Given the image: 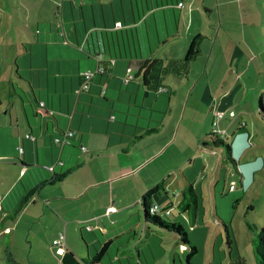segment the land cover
I'll list each match as a JSON object with an SVG mask.
<instances>
[{"label":"crops","instance_id":"0c3cea01","mask_svg":"<svg viewBox=\"0 0 264 264\" xmlns=\"http://www.w3.org/2000/svg\"><path fill=\"white\" fill-rule=\"evenodd\" d=\"M9 1L0 3V264H63L77 234L88 255L107 244L98 264L138 251L130 241L151 231L141 196L170 175L168 145L188 110L202 131L223 113L217 136L232 161L219 153L211 174L235 186L221 202L264 205V0H81L79 13L76 1L56 0L55 26L49 0H18L20 11ZM198 35L185 74L163 82L168 94L146 91L131 60L182 59ZM85 70L94 74L81 90ZM66 130L73 135L56 146ZM62 231L65 248L52 244Z\"/></svg>","mask_w":264,"mask_h":264},{"label":"rangeland","instance_id":"374dc122","mask_svg":"<svg viewBox=\"0 0 264 264\" xmlns=\"http://www.w3.org/2000/svg\"><path fill=\"white\" fill-rule=\"evenodd\" d=\"M17 10L20 11L18 0H14ZM77 3L74 6L75 12L79 13V5L81 0H73ZM7 2V3H6ZM3 6L11 7L9 0H0ZM51 9L57 13L60 1L49 0ZM40 4V2H39ZM54 16L59 19V15L51 14L52 20ZM54 19V20H58ZM54 26H55V21ZM55 28V27H54ZM197 65L193 64V71ZM198 111H187L186 117L180 125L177 139L171 137L168 151L170 153V167L171 173L163 181L160 186L167 193L171 199L172 206L169 207L173 215L180 217L184 228L188 231L189 239L196 245L198 252L191 260V264H210L212 257H216L215 264H218L222 254H227L228 247L224 244L226 234L220 222L216 217L224 220L234 230L233 234L238 241L239 254L245 259V264H255L252 257L251 243L254 239L259 237L261 228L264 227V205H256L250 199L240 196L237 200L232 199L228 203H222L221 197L231 192L234 188L233 183H229L226 189L220 187L215 176L211 174L212 164L215 163L220 153L224 163L229 162L225 147L220 142L227 143V137L222 139L208 137L212 133V126L210 121L206 125L205 130L202 131V126L198 120ZM167 130L174 136V123L169 126L166 123ZM174 128V129H173ZM206 136V137H205ZM231 169L233 166L231 164ZM223 171V170H222ZM183 174L187 181L193 186L198 194V211L200 212L199 221L194 218L195 206L194 200L188 192L187 182L182 178ZM162 180V179H161ZM155 186V185H154ZM228 188V189H227ZM162 201L159 208V214L162 215L165 202ZM183 202V206H178ZM186 210L183 211V208ZM223 216L221 217V214ZM215 215H217L215 217ZM143 224V220H141ZM151 231L138 232L140 238L131 240L135 244L138 251L134 249V245L123 247L120 250V259L114 264H187L185 257L187 251L175 233L169 232L149 224ZM217 232L222 236L223 243L219 246L214 245ZM78 249L73 252L72 257L66 252V260L63 264H84L82 260H87L88 256L92 264H98V259L94 254L88 255L86 250L80 245L78 234L76 237ZM148 240L154 241V246H147ZM145 248H144V247ZM208 248L207 251L205 248ZM100 250V247H97ZM64 249L61 251L63 253ZM213 253V256L212 254ZM228 257V256H227ZM227 259V258H226ZM49 262V258L45 259ZM219 264H226V260L221 259Z\"/></svg>","mask_w":264,"mask_h":264},{"label":"trees","instance_id":"16d2710c","mask_svg":"<svg viewBox=\"0 0 264 264\" xmlns=\"http://www.w3.org/2000/svg\"><path fill=\"white\" fill-rule=\"evenodd\" d=\"M121 28L124 27L123 23H121ZM200 36L194 37L188 46L185 56L182 59H166L165 62L160 59H156L154 56L147 57H137L132 59L133 63L137 66V73L141 76V84L148 92H154L157 94V90L159 87L163 86V82L168 77H172L175 80H178L180 76L184 75L188 63L194 59L197 53V43ZM160 40V39H159ZM161 39L159 42H162ZM100 53H95V57H97ZM110 62V60H108ZM100 62H102L100 60ZM168 94V93H165ZM164 95V94H163ZM212 138L211 134L207 135ZM217 139V138H216ZM225 147L226 153L228 155L229 160L232 161L230 157V146L228 143L220 142ZM63 176H58L54 180H60ZM53 180H47L44 184H50ZM188 192L191 196H194L193 186L188 182L187 184ZM26 198V197H25ZM167 200L164 206V212L160 215L158 212H151L152 206L157 204L160 208L163 200ZM24 204V202L20 203V207ZM182 202L178 204V206H182ZM141 206L144 215L145 221L151 223L154 226H157L160 229L173 232L176 234L178 239L180 240L182 247H185L187 251V255L185 257L186 263L191 264V260L198 252L196 245L189 239L188 231L184 228L182 221L178 216L173 215L172 211H170L169 207L172 206L171 199L167 195V193L163 190V188L156 184L155 186L146 190L141 196ZM19 208L16 212L19 211ZM186 210V207L183 208V211ZM14 215V214H13ZM12 215V216H13ZM221 224L224 228V232L226 234L224 244L228 247L227 254H222V257L219 259L226 260V264H245V259L239 254L238 251V242L236 236H234V230L229 226L227 222L221 221ZM107 244H104L101 250L96 253V257H99L104 252V249ZM252 246V257L254 259L255 264H264V227L261 228V233L259 237L254 239L251 243ZM8 261L13 262L11 258V254L7 253ZM228 256V257H227ZM227 258V259H226ZM84 261V260H83ZM218 261V264H219ZM212 261L210 264H212ZM86 263V261H84ZM92 264V263H90Z\"/></svg>","mask_w":264,"mask_h":264},{"label":"built area","instance_id":"2783aa9c","mask_svg":"<svg viewBox=\"0 0 264 264\" xmlns=\"http://www.w3.org/2000/svg\"><path fill=\"white\" fill-rule=\"evenodd\" d=\"M115 26L116 27H120L121 24L120 22H116L115 23ZM97 72H102V68L98 67ZM126 72H127V75L123 78V81L127 82V81H130L132 78H133V75L131 74L130 72V68H127L126 69ZM82 77H83V82L81 84V90H87L88 88V85H89V81L91 79V77L93 76L94 72L91 71V70H85L83 71L82 73ZM169 90L166 86H161L158 88L157 90V94H165V93H168ZM223 117V113L221 111H215L213 112V116H212V121H211V126H212V137L214 138H218V134L220 133V131L217 129V125H218V122L221 120V118ZM73 135V131L72 130H66L62 133H60L59 136H56L53 138V142L56 146L58 147H62L65 143H67L68 139ZM26 138H33L32 135H25ZM21 150V148H19ZM82 151L85 150L84 147H81L80 148ZM234 184V183H233ZM114 208L113 207H107L106 208V212H110V211H113ZM151 212L153 213H157L159 212V206L157 204H154L152 206V209H151ZM8 231V229H7ZM52 244L54 246H57V247H60V248H65V244H64V233L63 231L59 233L58 237L53 240Z\"/></svg>","mask_w":264,"mask_h":264}]
</instances>
